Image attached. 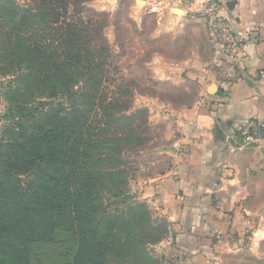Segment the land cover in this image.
<instances>
[{
  "label": "trees",
  "instance_id": "16d2710c",
  "mask_svg": "<svg viewBox=\"0 0 264 264\" xmlns=\"http://www.w3.org/2000/svg\"><path fill=\"white\" fill-rule=\"evenodd\" d=\"M33 3L0 0V264H162L166 231L125 192L103 123L108 42L72 0Z\"/></svg>",
  "mask_w": 264,
  "mask_h": 264
},
{
  "label": "crops",
  "instance_id": "0c3cea01",
  "mask_svg": "<svg viewBox=\"0 0 264 264\" xmlns=\"http://www.w3.org/2000/svg\"><path fill=\"white\" fill-rule=\"evenodd\" d=\"M143 1L153 9L197 16L211 0ZM219 1L233 22L237 59L215 62L213 52L216 65L200 79L204 91L178 116L176 162L142 194L169 222L162 264H226L224 251L238 243L252 245L247 239L252 218L264 215L251 204L259 193L256 176L264 178V148L244 147L238 136L244 123L264 117V0ZM261 225L255 231L263 240Z\"/></svg>",
  "mask_w": 264,
  "mask_h": 264
},
{
  "label": "rangeland",
  "instance_id": "374dc122",
  "mask_svg": "<svg viewBox=\"0 0 264 264\" xmlns=\"http://www.w3.org/2000/svg\"><path fill=\"white\" fill-rule=\"evenodd\" d=\"M16 1L34 6L33 0ZM72 2V15L90 20L108 42L105 85L117 110L113 118L103 123L107 135L118 139V160L128 179L125 192L144 202L166 231L160 241L149 247L161 262L163 245L170 233L169 222L160 210L151 208L142 194L147 185L161 178L176 162L182 130L178 116L196 105L204 91L200 79L216 65L207 24L197 16H185L177 8L146 7L143 0ZM3 76L0 69L1 114L6 113L8 103L3 91L11 79ZM254 191L259 193L254 194L251 204L264 213V178L256 176ZM120 200L109 199V203L114 208ZM253 217V228L247 233L253 244L230 246L232 250L221 256L223 263L264 264V239L255 231L261 224L260 230H264V215Z\"/></svg>",
  "mask_w": 264,
  "mask_h": 264
},
{
  "label": "built area",
  "instance_id": "2783aa9c",
  "mask_svg": "<svg viewBox=\"0 0 264 264\" xmlns=\"http://www.w3.org/2000/svg\"><path fill=\"white\" fill-rule=\"evenodd\" d=\"M226 6L219 0H211L197 13L208 27L215 62L224 57L237 59L239 42L235 38L232 20L223 15ZM234 61V60H233ZM238 136L244 147L264 148V117L252 119L238 129Z\"/></svg>",
  "mask_w": 264,
  "mask_h": 264
},
{
  "label": "water",
  "instance_id": "95a60500",
  "mask_svg": "<svg viewBox=\"0 0 264 264\" xmlns=\"http://www.w3.org/2000/svg\"><path fill=\"white\" fill-rule=\"evenodd\" d=\"M216 89V86L215 85H211L208 89L209 93H213Z\"/></svg>",
  "mask_w": 264,
  "mask_h": 264
}]
</instances>
